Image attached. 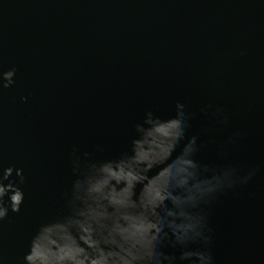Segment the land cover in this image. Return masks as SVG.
<instances>
[{
  "label": "water",
  "instance_id": "water-1",
  "mask_svg": "<svg viewBox=\"0 0 264 264\" xmlns=\"http://www.w3.org/2000/svg\"><path fill=\"white\" fill-rule=\"evenodd\" d=\"M12 68L0 90V170L14 169L3 182L24 201L0 222V264H23L39 227L66 211L74 149L116 156L146 111L167 118L177 101L193 114L188 135L208 144L200 162L223 163L226 148L256 170L207 208L213 264H264V0H0V71ZM173 240L161 250L175 264L205 250Z\"/></svg>",
  "mask_w": 264,
  "mask_h": 264
},
{
  "label": "clouds",
  "instance_id": "clouds-1",
  "mask_svg": "<svg viewBox=\"0 0 264 264\" xmlns=\"http://www.w3.org/2000/svg\"><path fill=\"white\" fill-rule=\"evenodd\" d=\"M15 72L0 71V90L12 86ZM214 115L218 124H227L222 109ZM192 119L177 101L167 118L146 111L128 147L116 156L95 159L93 152H84L81 157L74 149L76 179L65 194L66 211L39 227L23 264H175V257L161 250L169 232L173 245L205 248L186 250L180 259L213 264L207 208L221 194L247 185L256 170L243 171L226 148L218 155L223 163L200 162L198 154L208 144L202 133L188 135ZM240 135L234 133L225 143ZM95 151L103 149L96 146ZM13 171L0 170V222L10 211L19 212L24 201L19 186L3 182ZM15 171L23 183L22 170Z\"/></svg>",
  "mask_w": 264,
  "mask_h": 264
}]
</instances>
